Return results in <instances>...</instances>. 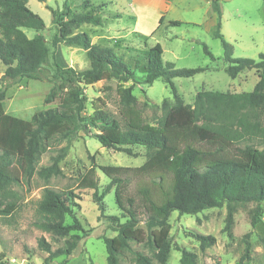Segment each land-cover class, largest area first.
<instances>
[{
  "label": "trees",
  "instance_id": "trees-1",
  "mask_svg": "<svg viewBox=\"0 0 264 264\" xmlns=\"http://www.w3.org/2000/svg\"><path fill=\"white\" fill-rule=\"evenodd\" d=\"M46 2V0H37ZM216 15L212 36L221 40L225 72L236 78L241 72L255 69L258 80L251 91L201 90L193 103H185L173 83L175 77H192L209 67L177 68L162 60L163 48L159 42L149 47L144 64L145 75L137 77L141 62L136 58L134 69L117 56L112 47L92 42L86 31H76L83 23L102 25L97 12H74L64 4L61 9L46 6L52 14L55 27L51 45L58 43L78 46L85 50L89 66L82 70L62 67L50 52L44 35L29 38L23 28L42 30L43 18L32 11L28 0H0V62L4 71L0 77V217L7 218L17 209L18 191L14 185L28 183L34 175L47 181L61 175L59 162L67 154L69 142L80 131L89 133L98 126L95 137L102 146L141 145L146 148L145 161L136 167L92 165L79 180L81 187L94 189L93 198L104 216V195L115 186V202L121 215H106L112 223L114 236H103L107 264H122L126 253L134 264H166L171 250L170 223L172 211L196 214L204 209L226 204L224 230L230 234L233 216L238 204L255 202L252 217L255 225L261 216L259 205L264 201V52L257 59L233 57V46L221 33V0H209ZM88 4V0L84 1ZM88 6V5H87ZM163 17L160 19L162 22ZM179 20L169 24L180 25ZM203 51L213 57L203 43ZM52 64L54 71H48ZM47 80L51 83L44 96L45 104H58L35 112L29 120L7 113L3 107L6 98V80L21 78ZM161 78L170 89L174 103H161V115L153 122L143 120L134 84H152ZM116 80L119 113L123 124L92 102L93 113L85 115L87 96L84 89L101 80ZM128 81L132 83L126 85ZM101 105L102 99L97 98ZM67 141L56 148L49 165H39L42 155L55 148V141ZM131 154V149L126 148ZM93 158V157H92ZM99 168L109 179L98 193L95 170ZM136 182V196L125 195L129 180ZM125 195V196H124ZM11 199L6 201V199ZM72 213L69 195L63 190L44 187L37 201L34 224L51 233L56 239L66 237L64 245L53 250L43 237L38 246L48 252L50 259L64 256L65 264L78 248L81 236L74 219L65 223ZM120 217L124 221H120ZM200 242L201 249L215 243V237L190 233ZM133 243L147 251L133 247ZM181 252L180 264H196L195 253L177 246ZM250 245L247 242L236 264H250ZM93 264V263H91Z\"/></svg>",
  "mask_w": 264,
  "mask_h": 264
},
{
  "label": "rangeland",
  "instance_id": "rangeland-1",
  "mask_svg": "<svg viewBox=\"0 0 264 264\" xmlns=\"http://www.w3.org/2000/svg\"><path fill=\"white\" fill-rule=\"evenodd\" d=\"M33 1L30 2L29 8L43 18L45 27L42 30H23L29 38L35 34L44 35L49 51H54L55 60L62 67L71 66L82 70L89 66V60L85 50L80 47L64 44L56 46L55 49L52 47L51 38L55 27L51 11L46 6L61 9L66 4L74 12H95L97 5L104 3L102 10L97 12L102 17V25L83 24L76 31H86L92 42L112 47L117 56L131 69H134L135 59L139 57L141 62L135 70L137 77L145 75V54L149 47L157 42L163 48L164 62H172L177 68L209 67L192 77L173 79L177 92L185 103H193L196 93L201 90L251 91L258 80L255 69L243 71L236 78H231L225 72L227 63L223 57L221 40L212 36L215 23L212 21L211 24L213 10L209 0H175L173 9L165 12L161 7L145 5L138 0H88V4L84 3L85 0H46L45 4ZM220 5L221 33L225 40L232 44L233 57L257 59L258 54L264 52V0H221ZM160 13L165 20L162 25L159 22ZM170 20H179L182 24L171 25ZM152 29L156 30L150 35ZM203 43L208 46L213 57L204 53ZM3 71L4 65L0 62V77ZM48 71H54L52 64ZM6 83L3 107L7 113L14 116L29 120L35 112L58 104L57 100L49 104L43 102L51 86L47 80L24 77L16 81L6 80ZM131 83L128 81L125 84ZM116 85L117 81L112 79L87 86L84 89L87 96L85 115L93 113L92 102H95L110 118L123 124ZM132 92L137 98V106L142 111L143 120L147 123H153L161 115L163 99H167L170 104L174 103L169 86L161 78L150 85L136 83ZM97 98L102 99L104 104L101 105ZM99 132L98 126H93L89 133L80 131L69 142L67 154L59 162L61 175L51 177L47 181L34 175L28 183L22 182L13 186L19 197L14 199L17 209L13 215L0 217V264H46L48 252L38 246L41 237L51 244L53 250L64 245L66 237L56 239L51 233L39 229L34 224L37 201L46 186L63 190L69 195L72 213L66 216L65 223L72 224L76 219L81 225L80 230L72 231L81 236L79 246L65 264H107L102 237L114 236L116 232L113 231L112 223L106 215H121V210L115 202V186H112L102 199L105 206L102 216L93 198L94 189L81 187L79 180L94 164L139 166L145 161L147 150L141 145L102 146L95 137ZM66 144L65 140L55 141V148L42 155L39 165H49L50 157L56 153V148ZM126 148L131 149V154L126 152ZM95 178L98 180V193H101L110 179L98 167L95 170ZM136 182L134 178L129 180L125 195L137 197ZM8 200L11 199H6ZM259 205L262 208L261 216L258 222L252 225L257 203L238 204L230 234L224 230L226 204L207 208L196 214L172 211L168 218L172 244L166 264H180L181 252L177 246L195 253L196 264H236L247 242L250 245V264H264V201ZM120 221H124V218L120 217ZM190 233L212 235L215 237V243L201 249L200 242ZM132 245L147 251L139 244ZM63 258L64 256H59L50 259L49 264H59ZM121 263L134 264L128 253ZM154 263L160 264L156 260Z\"/></svg>",
  "mask_w": 264,
  "mask_h": 264
},
{
  "label": "crops",
  "instance_id": "crops-1",
  "mask_svg": "<svg viewBox=\"0 0 264 264\" xmlns=\"http://www.w3.org/2000/svg\"><path fill=\"white\" fill-rule=\"evenodd\" d=\"M174 1L175 0H138V2H140V3H143V4H145V5H153V6H158V7H161L163 10H164V12L165 11H168V10H170V9H173V7H172V4L174 3ZM30 2H34L33 0H28V2H27V4H28V6H29V4H30ZM137 2V1H136ZM210 2V1H209ZM43 4H45V2H43ZM210 5H211V3H210ZM212 8V7H211ZM209 10V12L211 11L210 10V8L208 9ZM159 17H160V19L163 17V20H162V22H161V25L164 23V16H162V13H160V15H159ZM212 20H211V24H212V21H213V24L215 23V21H216V15H215V13H214V11H213V15H212ZM160 21V20H159ZM171 21V20H170ZM103 22V21H102ZM135 23H137V19H136V21H135ZM83 24H90V23H83ZM83 24L82 25H80V26H83ZM138 24H139V22H138ZM182 24V23H181ZM91 25H93V24H91ZM210 25V24H209ZM156 29H152V30H150V35H152L153 33H154V31H155ZM158 30V29H157ZM57 46L58 47H60V46H62V43H58L57 44ZM67 46V45H66ZM72 46H74V45H72ZM78 47V46H77ZM149 50V49H148ZM148 52V51H147ZM145 55H147V53L145 54ZM145 58H146V56H145ZM209 69V68H208ZM230 92H232V93H240V92H237V91H230ZM242 92H244V91H242Z\"/></svg>",
  "mask_w": 264,
  "mask_h": 264
}]
</instances>
